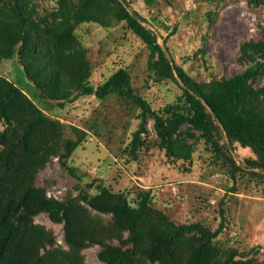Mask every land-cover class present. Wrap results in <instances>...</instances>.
<instances>
[{"label":"rangeland","instance_id":"374dc122","mask_svg":"<svg viewBox=\"0 0 264 264\" xmlns=\"http://www.w3.org/2000/svg\"><path fill=\"white\" fill-rule=\"evenodd\" d=\"M218 2L0 0L2 50H10V36L22 34L30 24L36 35L33 47L25 48L27 58L19 53L21 42L14 47L11 58L0 60V76L16 83L47 119L57 122L45 125L52 129L59 150L64 152L65 140L79 138L78 128L87 132L68 161L81 178L66 170L56 155L39 171L36 183L47 186L48 196H72L75 203L104 224L116 225L119 234L128 238L129 231L116 216L102 212L91 200L105 195L106 190L111 194L123 191L136 206L138 196L151 190L153 205L176 224L189 228L183 236L185 240L202 237L203 230L217 232L215 240L223 251H237L235 264H264V176L247 167L246 160L255 157L250 148L237 142L229 147L223 140L227 152L241 166L236 170L228 159L216 157L199 129L182 124L174 136V151L170 152L162 145L155 119L150 117L149 135L133 157L129 144L140 121L138 107L117 95L41 101L30 91L34 83L23 68L28 63L29 70L45 82L42 90L34 88L37 94L49 95L53 91L60 98L63 94L71 98L78 92L79 79L98 86L124 67L132 76L133 88L155 112L170 116L187 111L183 91L175 82L157 83L151 78L147 68L149 50L137 34L125 28L123 9L136 10L150 20L148 24L159 34L160 43L168 48L175 62L197 81L211 83L242 72L252 62L250 56L259 55L248 47L251 55L247 56L245 45L257 42L264 46V0H222L211 20L209 13L215 12ZM83 11L97 20L78 21L76 15ZM162 20L167 21L169 29L159 25ZM69 30L71 34L65 35ZM261 87L264 74L254 85L256 90ZM61 100L64 105L58 103ZM188 153V158L183 156ZM35 221L53 230L58 245L67 248L63 224L51 221L44 212ZM197 223L201 232L189 227ZM114 243L119 241L114 239ZM99 250L100 245L84 249L85 264H104L98 258ZM142 257L145 264H164L152 261L148 252Z\"/></svg>","mask_w":264,"mask_h":264},{"label":"trees","instance_id":"16d2710c","mask_svg":"<svg viewBox=\"0 0 264 264\" xmlns=\"http://www.w3.org/2000/svg\"><path fill=\"white\" fill-rule=\"evenodd\" d=\"M250 1L258 3L261 0ZM219 2L215 12L209 13L211 20L220 9ZM63 8L62 3L61 11ZM123 11L125 28L137 34L149 50L147 68L151 78L157 83L175 82L183 91L187 111L173 112L170 116L155 112L151 103L133 88L132 76L124 67L98 86L79 79L77 94L71 98L63 94L60 98L53 91L49 95L34 92V88L42 90L45 82L39 79L40 75L31 72L26 63L24 72L34 83L30 91L41 101L46 98L73 101L81 95L106 99L117 95L138 107L140 121L129 144L133 157L145 144L149 135L148 120L153 117L161 143L170 152L174 151V136L181 125L190 124L201 131L216 157L228 159L236 170L241 166L227 152L223 140H227L229 147L237 142L250 148L255 157L246 160L247 167L264 176V87L254 88L264 74V46L257 42L244 46L247 56L251 55L248 47L261 55L250 56L253 60L242 72L211 83H201L182 64L175 62L168 48L160 43L159 34L148 24L150 20L136 10L124 8ZM76 19L80 22L97 20L86 11L78 12ZM166 22L162 20L159 25L169 29ZM21 33L10 36V50L0 48V60L11 58L14 47L21 42L19 53L26 57L25 48L33 47L36 35L32 24ZM70 34L71 30L65 33ZM26 94L16 83L0 76V264H85L83 251L93 245H100L98 258L104 264H145L142 256L147 252L152 261L164 264H235L237 251H223L215 240L217 232H201L197 223L189 227L200 230L202 237L185 240L183 236L189 228L186 224H176L155 207L151 190L138 196L136 206L131 205L123 191L111 194L106 190L105 195L91 200L92 205L102 212L116 216L120 225L129 231L128 238L119 234L116 225L104 224L101 218L79 206L72 196L63 199L48 196L47 186L36 183L39 171L50 162L52 155H56L66 170L81 178L78 169L68 161L87 132L78 128L79 138L65 140L64 152L59 150L61 148L58 149L53 141L52 129L45 125H56L57 122L47 119ZM63 100L58 103L64 105ZM188 155L183 156L188 158ZM41 212L46 213L51 221L64 225L67 248L58 245L53 230L35 221ZM223 226L224 223L220 224ZM114 239L119 243L115 244Z\"/></svg>","mask_w":264,"mask_h":264}]
</instances>
